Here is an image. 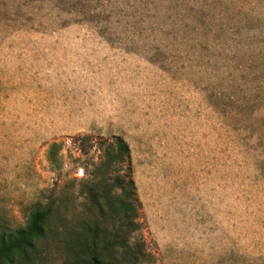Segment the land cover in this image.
<instances>
[{"label": "rangeland", "instance_id": "1", "mask_svg": "<svg viewBox=\"0 0 264 264\" xmlns=\"http://www.w3.org/2000/svg\"><path fill=\"white\" fill-rule=\"evenodd\" d=\"M114 137L137 219L108 259L264 264V0H0V235L53 209L13 264H90L85 181Z\"/></svg>", "mask_w": 264, "mask_h": 264}, {"label": "trees", "instance_id": "2", "mask_svg": "<svg viewBox=\"0 0 264 264\" xmlns=\"http://www.w3.org/2000/svg\"><path fill=\"white\" fill-rule=\"evenodd\" d=\"M100 145L99 161L92 163L93 171L85 181L82 206L87 215L81 223L79 245L89 254L90 264H115L114 259L106 255L118 249L127 251V237L136 230L137 201L131 153L128 143L121 137L100 142ZM60 147L52 144L50 155L54 156ZM111 171L117 172L112 183L108 177ZM52 212L50 205L36 203L24 227L1 234L0 264H13L16 258L27 257L28 252L35 249L36 242L45 237L44 222ZM111 221L119 222L117 230L109 228Z\"/></svg>", "mask_w": 264, "mask_h": 264}]
</instances>
